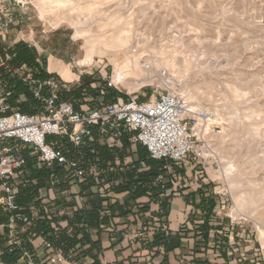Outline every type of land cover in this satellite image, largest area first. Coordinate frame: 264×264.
<instances>
[{"label":"rangeland","instance_id":"rangeland-1","mask_svg":"<svg viewBox=\"0 0 264 264\" xmlns=\"http://www.w3.org/2000/svg\"><path fill=\"white\" fill-rule=\"evenodd\" d=\"M41 4L0 0V36L12 49L19 43L36 49L38 65L29 66L45 72L49 62L65 64L71 78L57 75L69 92L87 84L80 97H71L75 104L108 95L149 99L157 89L175 88L207 109L210 120L198 141L202 155L191 153L182 167L173 165L177 178L167 179L170 187H194L200 202L205 199L200 214L210 222L212 245H221L236 264H264V0H77L80 7H92L73 15L78 26L110 42L116 32L130 37L131 65L135 57L147 71L150 60L160 61V78L127 76L129 85L116 79L114 55L96 54L87 64L78 27L43 18ZM8 15L14 23L4 31ZM228 165L236 168L232 179L225 173ZM208 200H214L213 208Z\"/></svg>","mask_w":264,"mask_h":264},{"label":"built area","instance_id":"built-area-1","mask_svg":"<svg viewBox=\"0 0 264 264\" xmlns=\"http://www.w3.org/2000/svg\"><path fill=\"white\" fill-rule=\"evenodd\" d=\"M13 23L8 15L2 29ZM0 51V264H79L78 253L91 247L85 235L92 227L78 216L97 201L100 219H111L118 212L113 205L130 195L118 190L125 180L106 177L108 170L123 173L136 163L138 171L149 170L136 154L142 148L162 167L154 181L159 194L148 190L140 197L158 199L176 191L168 186V174L177 178L172 166L182 167L191 153L202 155L199 134L210 114L177 89H157L149 99L86 100L77 107L65 97L70 87L57 73L15 63L17 53L1 36ZM7 76L25 86L18 104L29 95L36 101L33 112L14 105L15 88ZM100 147L113 151L107 170ZM149 218L136 236L165 229L158 214ZM108 227L102 222L97 228Z\"/></svg>","mask_w":264,"mask_h":264},{"label":"crops","instance_id":"crops-1","mask_svg":"<svg viewBox=\"0 0 264 264\" xmlns=\"http://www.w3.org/2000/svg\"><path fill=\"white\" fill-rule=\"evenodd\" d=\"M64 67L67 66L54 61L53 64L49 62L47 69L71 78L64 72ZM174 183L176 191L169 197H138L130 201L125 211H118L115 217L107 218L105 223L109 229L93 227L92 235L99 240L94 246L95 256L86 253V249L78 253L79 264H236L220 251L225 250L221 245H212L210 222L207 225L202 219L201 202L195 188L179 191L178 184ZM126 199L124 197L120 203L124 204ZM163 202L169 205L167 214L163 211ZM151 213L159 215L160 227L165 229H152L144 237L136 236L143 224L152 222L149 218ZM202 222L205 225H200ZM157 235L166 238L156 243ZM39 254L43 255L42 250Z\"/></svg>","mask_w":264,"mask_h":264},{"label":"trees","instance_id":"trees-1","mask_svg":"<svg viewBox=\"0 0 264 264\" xmlns=\"http://www.w3.org/2000/svg\"><path fill=\"white\" fill-rule=\"evenodd\" d=\"M14 51L17 53V56L14 60L15 63H27L30 65H38L36 62V57H37V51L35 48L30 47L28 44L25 43H19L15 46ZM1 53V51H0ZM46 72V71H45ZM46 75V74H45ZM7 78L10 80L11 84L14 86L15 88V95L13 97V103L14 105H19L21 106V110L24 112H33V108L31 107V104H36V101L33 100V98L29 95V101L26 103H17V99H18V95L21 91L25 90V86L22 84V82H20L18 79L13 78V77H9L7 76ZM87 84H84L83 86L80 87H76L75 90H73L74 92H67L65 93V97L67 99H71V97H80L82 94V89L83 87H85ZM87 88V86H86ZM88 89V88H87ZM105 99L107 100H113L116 98H112L110 95H108ZM78 107V104H77ZM100 156L104 162V167L105 170H107L106 168H108V162L113 160V151L110 150L107 147H100ZM139 156L140 159L146 160L148 162V164L150 165V169L146 170V171H138V163H136L134 168H131L127 171H124L123 173H113L110 172L109 170L106 173V177L109 178H117V177H122L125 181L122 182L119 186H118V190L122 191V190H130V195L127 197V199L125 200L124 204L121 203H117L115 205H113V209L116 211H125V209L127 208V206L130 204V201L137 199L138 197L142 196L143 194H145L148 190L151 191V193L156 196L159 194V189L154 185V181L156 179V177L158 176V174L161 171V167H162V162L159 160H155V159H150L148 158L146 152L142 149H139ZM175 168H178L177 166H175ZM168 177H170V175L168 174ZM168 186L170 187V180L168 181ZM97 201H93L92 202V208L87 210L85 214L79 215L78 219L81 218H85V220L89 223V225L93 228L99 227L100 223H105L107 222V218L104 217L102 219H100L98 213H97V205H96ZM208 202L211 203L212 208L215 205L214 200H208ZM207 203H205V199L202 200V202L200 203L201 206H205ZM162 208L163 211L167 214L168 210H169V205L168 203L163 202L162 203ZM211 208V209H212ZM205 224L208 225V220H205ZM208 235V234H207ZM87 241H89L90 243H92V247L84 250L86 251V253L91 254L93 257L95 256L94 254V246H96V244H98L99 240L94 239L92 232H88L85 235ZM166 238V236L164 235H157V237H155V242L156 243H160L162 240H164ZM66 239V238H65ZM70 243H74L75 240L74 239H69Z\"/></svg>","mask_w":264,"mask_h":264},{"label":"bare ground","instance_id":"bare-ground-1","mask_svg":"<svg viewBox=\"0 0 264 264\" xmlns=\"http://www.w3.org/2000/svg\"><path fill=\"white\" fill-rule=\"evenodd\" d=\"M76 2L77 0H42L40 14L43 18L46 16L54 17L56 23L65 21L78 27L79 36L84 38L88 47L87 57L85 59L87 64H91L93 62L96 54H112L118 59L116 64V79L122 80L126 85L130 84L127 76L138 78L139 76L145 74V80L148 82L155 81L157 78L161 77V75L157 73V69L160 68V61L158 60H150L149 65L147 63L145 66V68L148 69L147 71L144 70V67L141 66V63L135 57L134 62L131 65V59L129 56L131 39L130 37L123 35L122 32H116L114 42H110L105 36L94 35L90 33V30L78 26L81 21L76 22L73 19V15L82 10H86L90 13L92 7L84 6L83 8L77 5ZM84 23H86V21H84ZM122 54H124L125 58L123 61H120V55ZM63 70L66 75L69 76L70 72L68 67H64ZM136 83L138 84L140 82L137 81ZM235 172L236 168L233 165H228L225 171L226 176L231 179L233 178ZM234 186V181H231V187ZM263 235L264 233H262V236Z\"/></svg>","mask_w":264,"mask_h":264}]
</instances>
